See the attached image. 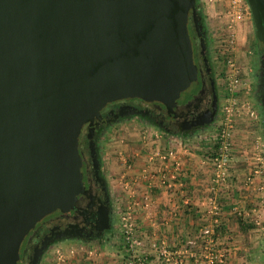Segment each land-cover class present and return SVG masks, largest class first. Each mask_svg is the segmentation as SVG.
Instances as JSON below:
<instances>
[{
  "label": "water",
  "instance_id": "95a60500",
  "mask_svg": "<svg viewBox=\"0 0 264 264\" xmlns=\"http://www.w3.org/2000/svg\"><path fill=\"white\" fill-rule=\"evenodd\" d=\"M249 2L264 46V0ZM198 17L196 0H0V264H19L25 237L57 213L94 207L80 137L108 103L176 115L200 91Z\"/></svg>",
  "mask_w": 264,
  "mask_h": 264
},
{
  "label": "crops",
  "instance_id": "0c3cea01",
  "mask_svg": "<svg viewBox=\"0 0 264 264\" xmlns=\"http://www.w3.org/2000/svg\"><path fill=\"white\" fill-rule=\"evenodd\" d=\"M252 20L246 19L239 38L243 39L247 33L254 31L252 47L261 65L264 46L258 41ZM259 124L248 127L257 132ZM191 138L160 132L155 126L135 118H125L109 125L103 132L100 147L104 169H109L113 178L115 196L130 209L151 251L160 243L178 245L189 242L207 224L217 228L225 225L223 229L231 233V238L221 235V239H229L227 244L232 247L234 244L235 248L241 247L242 232L239 233V230L242 223L237 221L235 209L244 207V198L250 193L246 187L248 181L244 179L246 175L242 177L243 174H238V167L244 169L254 163L251 168L256 173L255 180L260 183V191L253 194H264L261 190L264 188V175L261 174L264 172V160L260 158V153L253 156L251 162L238 159L235 157L236 149L230 161L234 169L231 173L233 177L226 183H217L212 161ZM217 199L225 202L228 199L220 213V224L215 222V215L219 214ZM237 202L240 204L234 205ZM63 245V241L52 245L44 253L41 264H122L116 251L97 252L98 249L90 244L84 247L83 253L67 249L66 256L59 250ZM66 245L68 247L70 243ZM253 258L232 251L224 264H252ZM154 262H157L156 256L149 255L147 263ZM260 264H264V251H260Z\"/></svg>",
  "mask_w": 264,
  "mask_h": 264
},
{
  "label": "rangeland",
  "instance_id": "374dc122",
  "mask_svg": "<svg viewBox=\"0 0 264 264\" xmlns=\"http://www.w3.org/2000/svg\"><path fill=\"white\" fill-rule=\"evenodd\" d=\"M196 1L198 8L205 15L204 23L207 26L205 31H207L213 63L216 67L220 85L222 86V99L220 113L217 119L204 128L195 129V132H191L188 136L197 142L200 150L211 160L220 151L219 147L221 144L214 137L219 132L220 127H222L223 121L228 114L226 107H229L233 111L231 123L234 129L232 133L231 159L238 150L235 154V157L238 159H246L251 162L254 159L253 156L256 157V154L260 153V158L264 160L263 118L261 114L259 115L258 104L256 102L260 61L255 49L252 47V40L255 39L254 31L252 30L251 34L247 33L241 39L239 38V34L246 20L230 27L231 15L229 13V0ZM252 22L254 23L253 20ZM228 58H233L235 66L229 65ZM230 79H238V81H234L232 84V90L230 89ZM253 124L260 125L256 127L257 132L248 127ZM155 128L160 132H164L156 126ZM261 164L262 162L260 160ZM106 166L108 167V159ZM251 167L246 166L244 169L238 167L239 172H237L238 174H243L242 177L246 175L244 179L248 181L246 182V187L250 193V195L244 198V207L238 206L235 209L236 219L239 223H242L239 230V233L240 231L242 232L240 235L242 239L241 247L235 248V244L233 247L227 244L231 238L229 236L231 233L223 229L225 225L222 224L219 226L220 229L216 230L217 227H210L207 224L189 242L178 245L172 244L171 242L160 243L153 246V250L151 251L149 249L150 246L146 245L144 235L141 233L137 223H135L137 229L136 234L138 235L136 238H138L140 243H134L130 246L123 228V217L125 212H128L130 209L120 199L116 198L117 194L113 188V178L111 179V172L108 169L106 172H109V174L107 173V178L114 208L113 230L109 231L101 240H64L63 244L65 245L59 250L66 256L68 252H65V250L67 249V251L72 252L77 250L83 253L84 247L91 244V246L93 245L94 248L98 249L97 252L116 251L120 255L122 264H142V261L138 259L139 257L146 259L144 264H150L147 261L151 254L157 258V262H154V264H224L230 256V253L236 251L238 255H248L249 259L254 257L252 264H260V251H264V194L261 193L256 196L253 194L254 191H260V188H258L260 183L258 184V181L255 180L256 173L254 172V168ZM233 170V167L231 168L230 166V175L227 181L233 177L231 174ZM261 174L264 175V172ZM261 190L264 191V188ZM237 191L239 190L237 189ZM121 193L124 192L121 191ZM225 200L227 202L228 199ZM216 202L218 205V209L216 210L219 211V214L215 215V217L217 216L219 218V222L216 223L220 224V216L222 215L220 213L226 202L223 199H217ZM238 204L240 203L237 202L234 205ZM131 220H134L133 214ZM221 235H228L229 239L223 240L221 239ZM67 243H70L68 247L66 245ZM221 258L223 261L219 260Z\"/></svg>",
  "mask_w": 264,
  "mask_h": 264
},
{
  "label": "flooded vegetation",
  "instance_id": "af4514ba",
  "mask_svg": "<svg viewBox=\"0 0 264 264\" xmlns=\"http://www.w3.org/2000/svg\"><path fill=\"white\" fill-rule=\"evenodd\" d=\"M198 16L197 23L194 20L190 21V30L193 40L198 44L200 91L192 97L187 105L181 106L176 115L170 113L162 103L147 102L141 98L121 99L108 103L102 111V119L96 129L92 132L85 129L80 137V150L86 159V166H88L86 177L91 180L97 193L94 207L89 208L87 202L80 201L78 202L79 213L73 211L62 214L59 212L49 222L31 230L21 245L19 264H41L44 253L60 241L67 239L101 240L109 231L113 230V200L100 147L103 132L109 125L125 118H135L156 126L165 133L182 135L191 133L195 129L204 128L217 119L221 108L222 86L216 73L207 31L204 30V20L200 18L199 10ZM259 69L256 102L259 115L261 114L263 118L264 132V99L259 91L264 66L261 64ZM208 111L214 113L212 122L205 125L192 124L203 119ZM102 204L110 206V228L102 227L98 212ZM45 243L46 247L39 255Z\"/></svg>",
  "mask_w": 264,
  "mask_h": 264
},
{
  "label": "built area",
  "instance_id": "2783aa9c",
  "mask_svg": "<svg viewBox=\"0 0 264 264\" xmlns=\"http://www.w3.org/2000/svg\"><path fill=\"white\" fill-rule=\"evenodd\" d=\"M229 13L231 15L230 27H233V25H235L236 23L243 22L248 18L253 19L252 8L249 0H229ZM228 63L231 66H235L233 58H228ZM234 81H238V79H230L231 90ZM226 108L228 110V114L225 120L223 121V125L222 127H220L219 132L214 137V139L221 144L219 147L220 151L211 158L215 170V180L217 183L226 182L227 178L230 175V161L232 155V133L234 130L233 124L231 123V116L233 115V111L229 107ZM216 209H218V207ZM131 218V211L129 210L128 212H125V215L123 217V228L125 230V237L130 246H132L134 243H140L138 238H136V236H138L136 234V224L134 220H131ZM215 222H219L218 217L215 218ZM138 259L142 261V264L146 262V259H141L140 257ZM219 260L223 261L222 258Z\"/></svg>",
  "mask_w": 264,
  "mask_h": 264
},
{
  "label": "trees",
  "instance_id": "16d2710c",
  "mask_svg": "<svg viewBox=\"0 0 264 264\" xmlns=\"http://www.w3.org/2000/svg\"><path fill=\"white\" fill-rule=\"evenodd\" d=\"M196 5H197V10H199V13H200V18H202L203 20H204V18H205V15L203 14V11H201L200 10V8H198V3H197V1H196ZM204 24V30H206L207 29V26H206V24L205 23H203ZM258 41H259V39H258ZM260 42V41H259ZM193 132H195V131H193ZM190 133H185V134H182V135H184V136H188ZM241 222V221H240ZM241 224V223H240ZM219 229V227L218 228H216V230H218Z\"/></svg>",
  "mask_w": 264,
  "mask_h": 264
}]
</instances>
